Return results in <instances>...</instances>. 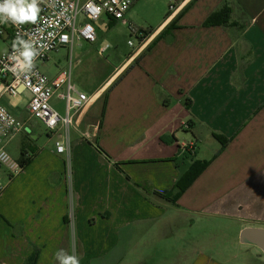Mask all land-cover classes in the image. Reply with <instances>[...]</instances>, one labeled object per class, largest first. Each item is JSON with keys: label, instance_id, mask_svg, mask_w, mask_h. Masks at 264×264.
<instances>
[{"label": "crops", "instance_id": "0c3cea01", "mask_svg": "<svg viewBox=\"0 0 264 264\" xmlns=\"http://www.w3.org/2000/svg\"><path fill=\"white\" fill-rule=\"evenodd\" d=\"M225 5V25L205 27ZM168 9L99 84L81 86L91 102L75 117L69 156L56 152L55 136L47 133L46 149L28 127L21 132L32 139L21 154L34 157L0 194V264H58L60 249H77L80 264H108L158 225L167 233L243 210L261 220L247 226L264 228V0H177L174 11L168 0ZM2 27L1 53L15 42ZM205 142L211 156L201 159ZM209 160L173 203L191 165ZM180 264L221 263L196 252Z\"/></svg>", "mask_w": 264, "mask_h": 264}, {"label": "rangeland", "instance_id": "374dc122", "mask_svg": "<svg viewBox=\"0 0 264 264\" xmlns=\"http://www.w3.org/2000/svg\"><path fill=\"white\" fill-rule=\"evenodd\" d=\"M168 10V0H137L130 7L125 19L128 24L135 26L138 32H145L154 28L160 19L165 17ZM80 19L83 20V17ZM105 19V16H101L94 22L97 32L95 43L80 41L74 45L72 80L80 87L83 86L86 91L99 84L138 44L137 36L129 30L128 25L124 26L120 23L111 25ZM129 42L134 45L130 46ZM102 45H108L109 48L103 54H99L98 50ZM0 47L1 53L5 49L2 40H0ZM70 57V49L62 47L51 52L48 59L38 65L48 77L55 76L69 69ZM29 97V93L18 97L5 95L1 103L21 121H26L28 127L26 132H32L38 136L36 142L38 146L51 149L53 143L48 145L49 135L45 127L30 117L27 109ZM54 107L60 114H64L63 102H56ZM31 143L30 137L27 139L24 134H21L8 144L7 149L14 158L18 159L21 154L20 147H28ZM211 146L209 142L200 144L198 157L201 159L204 156V158L210 157ZM30 152H32L31 149ZM66 166L67 176H69V161L66 162ZM0 177L5 188L9 179L2 170H0ZM254 202L258 201L254 200ZM247 213L243 210L238 218L229 220L218 216L200 217L197 222L189 219L186 223L182 221L183 224L168 229L167 233L158 225L156 231L151 232L150 237L142 236L138 241L130 240L127 242L129 246L127 249H118L106 262L110 264L111 261L117 260L118 264H139L140 260H143L147 261L146 264H171L172 262L180 264L183 260H190L198 252L221 264H264V253L259 248L240 242L241 226L261 225V220H255ZM138 245L141 247L138 248ZM76 250H74L75 253Z\"/></svg>", "mask_w": 264, "mask_h": 264}, {"label": "built area", "instance_id": "2783aa9c", "mask_svg": "<svg viewBox=\"0 0 264 264\" xmlns=\"http://www.w3.org/2000/svg\"><path fill=\"white\" fill-rule=\"evenodd\" d=\"M137 0H41V11L36 24L26 23L5 25L12 31L14 40L30 41L39 51L31 71L21 70V66L12 59L16 52L13 45L6 52L0 53V170L6 173L9 180L18 176L23 167L19 159L14 158L8 151V144L23 130L27 123L21 121L2 103L7 95L18 97L29 93L28 110L30 117L39 121L46 132L55 136L56 152L70 155V128L75 123V117L91 102V97L72 80L73 50L76 42L86 41L95 43L97 32L94 22L102 15L110 16L113 20L128 25L136 36L141 32L125 17L130 7ZM177 0H171V9H176ZM83 17V20L80 18ZM5 30L0 24V36ZM132 45V42H129ZM62 47H68L71 52L69 69L63 70L54 77H48L39 67L48 55ZM108 45L100 47L103 54ZM56 97L64 103V114H60L52 105ZM185 148L188 146L184 143ZM4 184L0 180V194Z\"/></svg>", "mask_w": 264, "mask_h": 264}, {"label": "clouds", "instance_id": "9594fccd", "mask_svg": "<svg viewBox=\"0 0 264 264\" xmlns=\"http://www.w3.org/2000/svg\"><path fill=\"white\" fill-rule=\"evenodd\" d=\"M40 3L41 0H0V24H36L41 11ZM13 48L16 54L11 58L17 61L22 71H31L35 58L40 54L33 43L18 36ZM55 258L58 264H80V258L74 250L70 254L65 249H60L55 253Z\"/></svg>", "mask_w": 264, "mask_h": 264}, {"label": "trees", "instance_id": "16d2710c", "mask_svg": "<svg viewBox=\"0 0 264 264\" xmlns=\"http://www.w3.org/2000/svg\"><path fill=\"white\" fill-rule=\"evenodd\" d=\"M183 13V12H182ZM182 13H180L176 19H178ZM231 15V9L228 6H223L220 10L216 11L212 15H210L207 20L204 22L205 27L209 26H218V25H225V23L228 21V18H230ZM175 19V20H176ZM175 20H173L166 28V30L171 31L172 29L176 28L175 26ZM215 137L222 143V148H224L228 140L224 139L220 135H215ZM33 152V151H32ZM26 149L22 150L21 157L19 158L20 163L22 164L23 169L26 167V165L32 160L34 157V152L32 153ZM216 157V156H214ZM212 160L209 161H195L187 174H185L181 178V183H177L175 185V190L177 189L178 191L176 194L170 199L173 203L177 201V199L186 191V189L197 179V177L205 170L207 167L211 164ZM183 182H185L183 184ZM168 192L167 194H169ZM166 196V193H165ZM164 197V196H163ZM168 198V196H167Z\"/></svg>", "mask_w": 264, "mask_h": 264}, {"label": "water", "instance_id": "95a60500", "mask_svg": "<svg viewBox=\"0 0 264 264\" xmlns=\"http://www.w3.org/2000/svg\"><path fill=\"white\" fill-rule=\"evenodd\" d=\"M242 244L259 248L264 253V228L244 227L239 233Z\"/></svg>", "mask_w": 264, "mask_h": 264}]
</instances>
